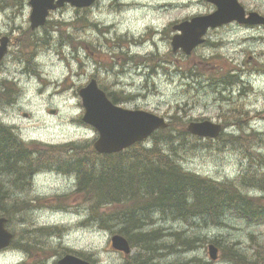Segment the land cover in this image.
Returning a JSON list of instances; mask_svg holds the SVG:
<instances>
[{"label": "rangeland", "instance_id": "1", "mask_svg": "<svg viewBox=\"0 0 264 264\" xmlns=\"http://www.w3.org/2000/svg\"><path fill=\"white\" fill-rule=\"evenodd\" d=\"M240 2L246 9L264 13V0ZM214 10L208 0H99L85 11L69 5L53 16L69 23L81 15L86 24L88 19L92 21L90 26L69 28L68 32L64 25L60 31L51 32L32 29L30 0H0V38H11L8 53L0 62V121L12 130L17 129L15 133L28 144L25 147L31 158L35 155L41 158L47 148L67 143L93 145L99 134L83 121L86 109L79 93L92 78L108 93L116 91L118 97L123 93L133 95L118 104L153 112L170 123L177 122L176 115L183 117L184 129L201 117L217 122L221 109L229 110L236 105L245 108L243 120L264 111V77L261 79L256 72L241 66L245 70L243 79L250 81L257 94L230 106L222 100L221 90L207 87L204 76L191 77L189 59L194 55L173 51L172 39L177 33L174 26L188 17ZM227 30V40L239 51L236 63L249 59V54H258L260 61H264L259 54L264 51V28L251 39H247L250 35L244 29ZM29 32L38 38L34 37L36 56L31 62L25 58L31 48L25 54L21 51V41ZM155 53L167 59L156 64L130 60L133 55L151 57ZM246 63L252 65L253 60ZM3 80L14 85L5 95ZM181 126L172 131L177 134L181 163L187 170L221 182L237 179L244 170L259 177L264 174V167L259 166L260 160L255 156L256 152L264 155V120H254L253 129L244 127L247 133L252 130L261 133V138L235 145L231 139L233 133L242 134L240 127L228 128L215 139L189 135L185 140L178 134ZM34 149L40 153L32 152ZM65 155L60 149L45 154L43 159L48 166L37 161L40 164L35 172L39 174L31 183H10L7 176L12 173L5 169V173H0L1 189L7 192L4 200L10 212L6 215L13 220L18 246L25 247L0 255V264H59V259L67 254L89 259L93 264H233L229 258L232 249L245 255L244 264H264V225L248 223L236 214H227L220 226L199 220L185 223L183 218L158 215L154 226L143 228L162 231L152 236L154 250L133 247L131 255L125 257L124 252L113 249L111 239L115 234L127 235L115 222L106 227L96 221L93 199L85 193H76V175L60 168ZM248 192L261 196L259 190ZM129 204L111 208L126 210ZM140 204L135 205L139 213ZM176 232L194 238L195 246L182 244L174 235ZM162 236L166 237L163 241ZM211 243H219L228 250L233 247L229 251L220 250L218 259L213 260L208 251ZM162 244L170 247L162 249Z\"/></svg>", "mask_w": 264, "mask_h": 264}, {"label": "trees", "instance_id": "2", "mask_svg": "<svg viewBox=\"0 0 264 264\" xmlns=\"http://www.w3.org/2000/svg\"><path fill=\"white\" fill-rule=\"evenodd\" d=\"M34 37L29 32V35L24 37V42L21 41V51L24 54L31 48L29 56L25 55L28 62L36 56L35 44L38 38ZM68 43L72 44L73 41ZM136 57L138 56H131L130 59L136 60ZM138 58L144 60L142 57ZM160 58L167 59L154 55L148 60L155 61ZM2 84L4 95L5 92L12 91L13 84L6 80H3ZM115 92L107 93L116 103L130 100L133 96H125L123 93L118 97ZM176 121L171 122L168 129L155 132L145 142H139L118 153L100 154L91 143H67L58 148H47L42 152L41 158L39 155L31 158L30 151L25 147L28 144L22 141L12 128L0 121V168L13 171L7 176L12 181H9L10 183H31L38 164L42 162L43 166H48L43 159L44 155L50 154L54 149H60L66 153L60 168L76 175V193H85L93 199L92 210L96 212L93 217L106 227L114 222L120 225L119 230L129 237L126 236L132 242V247L154 250L152 236L156 237L162 234V231H145L143 228L154 226L158 215L165 218H183L185 223L199 220L206 225L220 226L227 214H236L248 223L264 225V174L259 177L244 170L237 179L221 182L187 170L181 163L180 149L176 144L177 134L172 129L175 126L178 129V125H182L178 134L185 137V140H188L189 134L184 129L186 122L183 117L176 115ZM244 133L243 131L241 135L232 137L234 145L262 137V134L257 132L249 135ZM32 152L40 153L38 149ZM255 156L260 160L259 166L264 167L263 153L256 152ZM1 185L3 181H0V210L6 214L7 211L10 213L4 200L7 192L3 193ZM249 188L259 190L261 196L249 194ZM122 203L131 204L126 210L111 208ZM136 204H140V213ZM174 235L182 244L190 248L195 246L194 238H186L180 232ZM161 238L163 241L166 237ZM169 245L162 244V249L170 247ZM20 246L25 248L24 245ZM219 247L221 251H229L233 246H230L229 250L223 245ZM237 251L240 250L232 249L229 258L233 264H244L245 255Z\"/></svg>", "mask_w": 264, "mask_h": 264}, {"label": "water", "instance_id": "3", "mask_svg": "<svg viewBox=\"0 0 264 264\" xmlns=\"http://www.w3.org/2000/svg\"><path fill=\"white\" fill-rule=\"evenodd\" d=\"M31 0L33 11L31 14L32 27L45 24L49 10L63 6L66 2L78 7L90 6L95 0ZM215 3L217 10L212 14L199 16L192 21H186L176 28L182 30V34L174 37L175 49L182 47L187 53L201 42V35L209 26H218L237 20L241 23L264 24V16L258 12H251L246 17L245 8L238 0H210ZM9 37L0 38V61L8 51ZM85 106L83 121L94 126L99 137L94 143L99 153H116L127 147L144 141L154 131L167 128V120L153 112L140 109H128L114 104L107 93L98 85L96 79H92L79 91ZM188 129L201 136H218L221 126L208 121L191 123ZM6 219L0 218V248L6 247L12 238V233L5 228ZM112 246L121 251H131L129 241L120 234L112 237ZM218 247L209 245V254L212 259L218 258ZM59 264H91L76 255L67 254L60 259Z\"/></svg>", "mask_w": 264, "mask_h": 264}, {"label": "flooded vegetation", "instance_id": "4", "mask_svg": "<svg viewBox=\"0 0 264 264\" xmlns=\"http://www.w3.org/2000/svg\"><path fill=\"white\" fill-rule=\"evenodd\" d=\"M99 0H96L98 2ZM96 2L94 4H96ZM70 4H65L63 7L52 10L48 13L46 22L44 25L34 28V29H51V30H60V28L65 25L67 29H80L82 27L90 26V22L88 19V24L83 20L82 16L79 15L74 21H70L69 23H64L61 20L54 19L53 16L57 14V12L61 11L62 9L66 8ZM71 6V5H70ZM75 10H87V8H76ZM250 9H247V12L249 13ZM258 11V10H256ZM262 13L261 11H259ZM264 14V13H262ZM195 16V15H194ZM188 17V18H192ZM53 18V19H52ZM186 18V19H188ZM83 23V24H80ZM95 26L97 25L95 22H93ZM244 29L250 36H247V39H251L255 37V34L259 31V29L264 28V25H257V24H240L238 22H232L229 24H224L218 27L210 28L203 36V40L200 44L195 45L192 50L190 51L188 56H192L194 59H189V66L191 68V77L194 78L204 76L206 78L207 87L210 86L214 90H221L220 95L222 96V100L225 102H228L230 106H232L231 103H242L245 100H248L252 95L257 94L256 89L250 85V81H247L246 79H243V74L245 73L244 69L241 68V66L246 67V70L248 71H254L257 73V77H261V79L264 77V61L261 62L259 59L258 54L256 56L249 54L248 58L245 59L243 62L239 61L237 62V53L238 50L234 49L232 47L233 43L230 40H227L226 33L227 29ZM33 29V28H32ZM182 50V49H179ZM183 51V50H182ZM240 52H243L240 50ZM260 55L264 56V51L259 52ZM247 62H251L253 60L252 65H249ZM264 60V59H263ZM204 66H207V68H204ZM200 67V68H198ZM198 68L199 71L196 70ZM221 88V89H220ZM254 91V92H253ZM218 93V92H216ZM245 104V103H243ZM242 104V105H243ZM245 109L243 107L239 108V105L234 106L230 108L229 110L221 109V115L219 116V121L216 122V124H220L222 128V134L224 135L226 130L228 128L232 127H240V126H248L252 127L251 124L254 120H264V111H259V113H256L253 116H247V119H242V114H244L243 110ZM248 113V111H246ZM207 120L214 122L213 119L208 117H201L197 118L196 120H192L191 122H202ZM7 173H13L10 169L7 168H0V173H5V170ZM14 188V187H12ZM11 188L10 192H13V189ZM18 189V188H17ZM14 215V214H13ZM2 216V215H0ZM12 218L11 220L8 218L6 221V228L13 232L14 238L10 242V244L4 248L0 249V255L2 254H9L13 251H16L18 249V243L16 241V235L15 231L12 228ZM12 250V251H11Z\"/></svg>", "mask_w": 264, "mask_h": 264}, {"label": "bare ground", "instance_id": "5", "mask_svg": "<svg viewBox=\"0 0 264 264\" xmlns=\"http://www.w3.org/2000/svg\"><path fill=\"white\" fill-rule=\"evenodd\" d=\"M223 132H224V131H223ZM223 132H222V133H223ZM19 138H20V137H19ZM20 139H21L22 141H24L22 138H20ZM24 142H25V141H24ZM135 144H136V143H135ZM133 145H134V144H133ZM31 180H32V179H31Z\"/></svg>", "mask_w": 264, "mask_h": 264}]
</instances>
